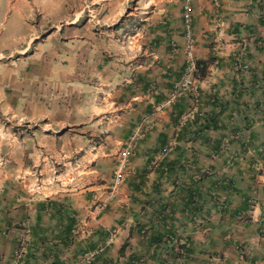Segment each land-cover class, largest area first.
Masks as SVG:
<instances>
[{"label":"crops","instance_id":"1","mask_svg":"<svg viewBox=\"0 0 264 264\" xmlns=\"http://www.w3.org/2000/svg\"><path fill=\"white\" fill-rule=\"evenodd\" d=\"M184 1L0 0V264H264V0H191L169 101Z\"/></svg>","mask_w":264,"mask_h":264},{"label":"built area","instance_id":"2","mask_svg":"<svg viewBox=\"0 0 264 264\" xmlns=\"http://www.w3.org/2000/svg\"><path fill=\"white\" fill-rule=\"evenodd\" d=\"M215 3L218 0H213ZM192 5L191 0H185L183 5V35L186 39V49L185 56L187 65L184 70V73L180 81L175 85L173 91L170 94L169 101H174L181 91H190L194 96H197L198 93V77H199V67L200 65L194 58L192 53L193 45V18H192ZM240 57L236 58L235 64L243 70H247L248 65L242 64ZM140 128H138L133 136L124 144L123 148L119 151L117 159L115 161L113 171H112V183L109 193L107 194L104 204L110 203L116 196L119 185L124 181L125 175L129 166V158L132 153V148L137 134L139 133ZM166 150V149H165ZM96 253L91 252L85 254L78 264H92Z\"/></svg>","mask_w":264,"mask_h":264},{"label":"rangeland","instance_id":"3","mask_svg":"<svg viewBox=\"0 0 264 264\" xmlns=\"http://www.w3.org/2000/svg\"><path fill=\"white\" fill-rule=\"evenodd\" d=\"M52 46H53V42H51L50 40L47 41V43L43 46L42 44H40V54H39V58L38 60H36L35 64H43V65H51L52 62H51V49H52ZM43 57L47 58L45 60H42L40 61ZM34 64V63H33ZM63 64H66V63H63Z\"/></svg>","mask_w":264,"mask_h":264},{"label":"trees","instance_id":"4","mask_svg":"<svg viewBox=\"0 0 264 264\" xmlns=\"http://www.w3.org/2000/svg\"><path fill=\"white\" fill-rule=\"evenodd\" d=\"M89 253H91V252H89ZM85 254H87V253H85ZM85 254H83V256H84ZM83 256H81V258H82ZM81 258H80V259H81ZM79 261H80V260H78V262H79ZM78 262H77V264H78Z\"/></svg>","mask_w":264,"mask_h":264}]
</instances>
